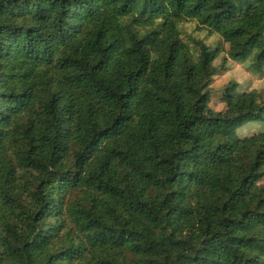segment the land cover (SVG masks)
<instances>
[{
    "label": "trees",
    "instance_id": "obj_1",
    "mask_svg": "<svg viewBox=\"0 0 264 264\" xmlns=\"http://www.w3.org/2000/svg\"><path fill=\"white\" fill-rule=\"evenodd\" d=\"M264 0H0V264H264Z\"/></svg>",
    "mask_w": 264,
    "mask_h": 264
},
{
    "label": "rangeland",
    "instance_id": "obj_2",
    "mask_svg": "<svg viewBox=\"0 0 264 264\" xmlns=\"http://www.w3.org/2000/svg\"><path fill=\"white\" fill-rule=\"evenodd\" d=\"M177 26L195 59L198 58L195 41L202 42L210 50L218 49L213 60L216 73L208 87L210 98L207 106L211 112L216 114L225 109L226 103L220 99V92L230 84L234 85L235 92H257L264 97V73L253 67L252 56L232 58L227 42L218 33L201 27L196 19L178 21ZM261 131H264V121L248 122L236 130L235 137L245 138ZM261 183L264 185V178Z\"/></svg>",
    "mask_w": 264,
    "mask_h": 264
}]
</instances>
